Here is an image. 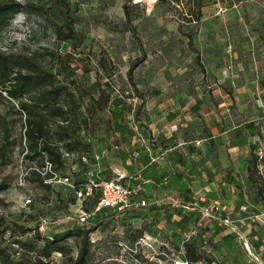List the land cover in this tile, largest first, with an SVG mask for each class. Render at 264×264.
Listing matches in <instances>:
<instances>
[{
    "label": "rangeland",
    "instance_id": "rangeland-1",
    "mask_svg": "<svg viewBox=\"0 0 264 264\" xmlns=\"http://www.w3.org/2000/svg\"><path fill=\"white\" fill-rule=\"evenodd\" d=\"M22 1L34 2L42 9L17 13L2 35V49L7 52L18 49L69 51L70 58H80L78 64L62 60L65 73L60 74L59 79L67 82L78 77L80 89L74 85L70 88L77 91L76 94L84 91L86 97L82 98L81 109L90 119L89 129L81 131L84 142L90 145L81 146L75 154L69 155L67 164L57 168L58 175L49 178L42 167L43 158L25 157L24 114L18 111V102L0 88V143L4 144L3 156H0V212L13 217L36 214L53 225L75 218L80 208H90L95 199L80 200L74 187L61 181L60 175L83 174L92 169L107 176L111 163L116 164L108 156L119 149L116 147L117 126H125V135L120 137L124 141L144 134L150 118L148 104H156V110H166L195 102L200 99L202 89L199 87H203L207 77L211 80L219 60L235 53L244 56V48H235L234 41L243 42L250 32L264 41V0H202L200 21L184 22L181 26L179 13L186 11L189 0H182L180 4L174 0H130V15L140 41L134 38L127 24L123 9L127 0ZM67 8L76 18L74 27L82 34L81 43L74 39L63 41L57 34ZM64 42L68 46L63 50ZM198 54L200 59H197ZM100 58L107 64L106 71L99 67ZM136 60L133 82L127 71ZM45 63L61 66L55 60ZM86 66L91 70L86 71ZM201 75L202 83L199 82ZM108 80L114 86L113 94L122 103L134 107L142 104L141 110L119 114L117 110L102 109L94 113L91 94L98 92L100 82ZM82 153L88 154L86 164H83ZM36 168L43 171V177ZM28 197L32 198L31 202L26 201ZM167 224L168 221L157 218L151 226L140 213H120L91 234L94 240L91 239L94 242L92 264H160L159 257L149 247L137 245L138 239L129 236L131 229L143 233L156 248H166L171 258H182V226L168 227ZM41 230L47 232L46 226ZM211 236L215 239V235ZM8 237L9 233L3 239L4 244L8 243ZM35 241L42 243L37 238ZM78 242L77 238L68 239L64 243L66 253H53V264H67L68 257L77 254ZM122 242L127 244L126 248ZM25 255L29 254L20 249L15 257Z\"/></svg>",
    "mask_w": 264,
    "mask_h": 264
},
{
    "label": "crops",
    "instance_id": "crops-1",
    "mask_svg": "<svg viewBox=\"0 0 264 264\" xmlns=\"http://www.w3.org/2000/svg\"><path fill=\"white\" fill-rule=\"evenodd\" d=\"M257 37L250 32L243 42H233L244 48V56L235 53L219 60L211 80L207 77L199 87L200 99L158 111L156 104H148L144 134L124 141L108 156L116 162L107 167L109 174H127L138 188L137 197L151 203L171 192L197 197L216 205L219 215L230 216L239 233L213 219L196 235L202 239L200 250L222 264H264V198L249 175L253 152L264 148V41ZM258 172L262 174L259 167ZM147 212L143 216L151 226L160 218L168 227L181 224L183 231L200 216L197 210L185 213L173 206L162 213Z\"/></svg>",
    "mask_w": 264,
    "mask_h": 264
},
{
    "label": "trees",
    "instance_id": "trees-1",
    "mask_svg": "<svg viewBox=\"0 0 264 264\" xmlns=\"http://www.w3.org/2000/svg\"><path fill=\"white\" fill-rule=\"evenodd\" d=\"M163 1L169 2V0ZM174 1L179 4L183 2L182 0ZM129 2L130 0H127L123 5L127 24L134 38L140 41L136 26L131 19ZM188 2L186 11L183 10L179 13L180 26L184 22H199L201 19L202 0H189ZM29 9L40 11L42 6H38L31 1L0 0V88L7 92L9 98L18 102V111L22 115L24 114V133L27 148L25 157L30 160L43 158V168L46 160H49L52 163V171L46 172L45 176L51 178L58 175L57 168L64 167L67 164L68 159H70L69 155L76 153L81 146L87 147L90 145L89 142H84L81 135L82 130L89 129L90 119L89 116L83 114L81 109L83 105L82 98L86 97L84 91L81 90L79 94H76L77 91L70 88V85H74L77 90L80 89L77 86V83H79L78 77H72L71 75V80L67 82L59 79V75L65 73L62 60L67 63L74 61L78 64L80 58H70L69 51L44 49L41 52L40 50L18 49L7 52L2 49V35L11 24L14 16L23 10ZM66 11L63 23L57 28V34L63 41L74 39L81 43L82 34L74 27L76 18L69 14L68 8ZM197 59H200L199 54ZM46 60L58 61L61 66L60 68H57L56 65L48 66L45 63ZM87 61H90V58ZM98 64L101 69L107 70V64L102 58L99 59ZM137 65L138 60L134 61L127 71L129 79L133 82V73ZM85 70L89 71L91 68L86 66ZM111 84L110 80L100 82L98 92L91 94V106L94 113L102 109L117 110L119 114L126 111L137 112L141 110L142 104L134 107L132 104L122 103L113 94L114 86ZM116 131L119 133L117 145L120 147L124 143V140L120 137L125 135V126L120 124L116 127ZM3 151L4 144L0 143V156H3ZM82 161L83 164L87 163L84 160ZM258 161V155L253 152L249 161V175L250 179L258 184V195L264 198V174L258 172ZM36 169V172L43 177V171ZM87 171L89 170H85L83 174L76 172L65 176L60 175V178L70 177L78 186L86 180ZM73 175H78V177L74 178ZM110 175L104 177L114 176ZM74 189L76 192L75 187ZM99 195V192L95 191L92 195L87 196L88 198H95L91 207L87 210L92 209L94 203L98 201ZM169 207L152 204L151 207L132 208L126 211L143 215L148 214V209L157 214L158 212L168 211ZM120 213L122 212L119 210L105 208L92 215L84 224L79 223L76 217L55 225L45 223L47 232H44L41 230V226L45 221L40 215L28 214L24 217H13L10 214L0 212V264H53V253L56 251L66 253L64 243L70 238L79 239V248L75 256L68 257L67 264H92L94 260V242L91 234L102 224L118 217ZM7 233H9L8 243L4 244L3 239H6L4 237ZM31 233L33 234L31 235ZM196 235L185 243L186 256L192 261L204 256L206 258L210 257L200 250L202 239ZM129 236L139 240L144 234L131 229ZM35 238L41 240L42 243L38 244ZM20 249L29 255L16 258L15 255Z\"/></svg>",
    "mask_w": 264,
    "mask_h": 264
},
{
    "label": "built area",
    "instance_id": "built-area-1",
    "mask_svg": "<svg viewBox=\"0 0 264 264\" xmlns=\"http://www.w3.org/2000/svg\"><path fill=\"white\" fill-rule=\"evenodd\" d=\"M172 128H177V125L173 124ZM116 147L118 148L119 146L116 145ZM256 154L259 157L258 167L260 169V172L263 174L264 148L260 149L258 152H256ZM81 157L82 159H84V161L88 160L85 153H82ZM44 168L45 172L52 171V163L49 160H46ZM86 174V180L78 186L74 183V181L70 179V177L60 178L61 181L68 182L76 188L77 197L80 200H84L87 196L92 195L95 191H98L100 194L98 201L94 203L92 209L87 210L84 208H80L78 212H76V218H78L79 223H86L92 215L105 208H113L121 212H125L126 210L132 208L158 204L164 206L180 207L185 213H189L192 210H197L200 214L198 222L191 229L184 230L182 234V244L180 247V253H182L183 255L182 258H171L170 253L166 248H156V246H154L152 242L148 241V237L145 236L141 237L137 241V245H139L140 243L141 245H146L147 247H149L153 251V254L159 257L160 264H164L162 262L163 260L167 262L165 264H222L217 257H210L207 259L204 256L195 261H192L186 256L185 247V243L200 231L203 223L207 220L219 219L222 224L230 227L233 231L238 232V227L235 224L234 220L230 216L219 215V208L216 205L201 202V200L197 197L186 199L172 192L167 194L165 197L161 199L159 198L157 201H153L151 203L146 197H137L138 188L137 186L133 185L130 179H127L129 176L125 173L116 171L113 177L106 178L91 169L87 171ZM167 181L168 177L165 176L163 178V182ZM26 201L31 202L32 198L28 197ZM44 221L45 222L42 224L41 228H44L45 223H47L46 219H44ZM121 244L125 248L127 247L126 243L124 244V242H122ZM245 245L247 250L255 256L256 253L252 245H250L247 241L245 242ZM168 260H172V262H168ZM140 264L150 263L141 262Z\"/></svg>",
    "mask_w": 264,
    "mask_h": 264
},
{
    "label": "water",
    "instance_id": "water-1",
    "mask_svg": "<svg viewBox=\"0 0 264 264\" xmlns=\"http://www.w3.org/2000/svg\"><path fill=\"white\" fill-rule=\"evenodd\" d=\"M67 46H68V43H67V42H64V44H63V46H62V49H63V50L66 49Z\"/></svg>",
    "mask_w": 264,
    "mask_h": 264
}]
</instances>
